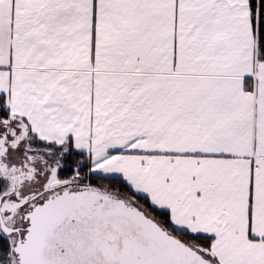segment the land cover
I'll return each instance as SVG.
<instances>
[{
    "label": "snow or ice",
    "instance_id": "1",
    "mask_svg": "<svg viewBox=\"0 0 264 264\" xmlns=\"http://www.w3.org/2000/svg\"><path fill=\"white\" fill-rule=\"evenodd\" d=\"M0 264H264V0H0Z\"/></svg>",
    "mask_w": 264,
    "mask_h": 264
}]
</instances>
